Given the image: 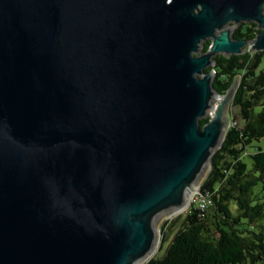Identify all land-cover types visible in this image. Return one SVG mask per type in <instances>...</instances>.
Segmentation results:
<instances>
[{
  "label": "water",
  "instance_id": "water-1",
  "mask_svg": "<svg viewBox=\"0 0 264 264\" xmlns=\"http://www.w3.org/2000/svg\"><path fill=\"white\" fill-rule=\"evenodd\" d=\"M246 48L264 0H0V264L147 259L230 126L206 70Z\"/></svg>",
  "mask_w": 264,
  "mask_h": 264
},
{
  "label": "trees",
  "instance_id": "trees-1",
  "mask_svg": "<svg viewBox=\"0 0 264 264\" xmlns=\"http://www.w3.org/2000/svg\"><path fill=\"white\" fill-rule=\"evenodd\" d=\"M240 30L235 40L252 41L260 32L255 23ZM213 62L206 72H214L217 94L224 96L235 81L238 86L230 126L199 187L210 203L201 209L192 202L164 254L146 264H264V51L246 48L240 56L217 55ZM208 121L201 119L200 128ZM174 222H165L162 230Z\"/></svg>",
  "mask_w": 264,
  "mask_h": 264
},
{
  "label": "rangeland",
  "instance_id": "rangeland-1",
  "mask_svg": "<svg viewBox=\"0 0 264 264\" xmlns=\"http://www.w3.org/2000/svg\"><path fill=\"white\" fill-rule=\"evenodd\" d=\"M245 24H248V23H241L239 25H236L233 29H232V32L235 31L236 29H238L239 26H242V25H245ZM234 23H229L226 28H229L231 26H233ZM264 64V62H263ZM231 98L229 99L227 105H226V116L228 118V115L230 114V112L232 111L231 109ZM219 105V101H217V99H215V97H212L211 99V107L212 108H215V106ZM212 111V109H210L208 111V115L207 117L209 118L210 117V112ZM233 114H235V111H233ZM229 120V119H228ZM264 141H262V146L264 147ZM210 164L207 165V168H206V171L199 183V186L197 187V193L194 195V197L192 198L190 204L193 202L194 199H196L198 196H199V187L201 185V183L203 182V180L205 179V177L207 176L209 170H210ZM189 204V206H190ZM189 206L186 208L185 211H183L182 213L180 214H173V215H170L168 216L167 218H165L160 226H159V229H158V241H157V247L155 249V252L154 254L149 258L147 259L143 264H146L151 258H155V257H161L163 254H164V251L168 245V243L170 242V240L172 239V237L174 236V234L176 233V231L178 230V228L180 227V223L182 221V218L184 217L185 213L187 212ZM175 222L172 224V226H170L169 228L165 229L164 231L162 230V226L165 222H172L174 221ZM165 240L164 243H162V241Z\"/></svg>",
  "mask_w": 264,
  "mask_h": 264
},
{
  "label": "flooded vegetation",
  "instance_id": "flooded-vegetation-1",
  "mask_svg": "<svg viewBox=\"0 0 264 264\" xmlns=\"http://www.w3.org/2000/svg\"><path fill=\"white\" fill-rule=\"evenodd\" d=\"M238 28H239V27H238ZM237 30H238V29H236L235 31L232 32V36H234L235 34L237 35V34H241V33H242L241 30H240L239 33L237 32ZM210 43H211L210 40H205V41L201 42V44H200L198 50H197L196 53H195V56H201V55H204V54L207 52V50H205V46H206L207 44L209 45Z\"/></svg>",
  "mask_w": 264,
  "mask_h": 264
},
{
  "label": "bare ground",
  "instance_id": "bare-ground-1",
  "mask_svg": "<svg viewBox=\"0 0 264 264\" xmlns=\"http://www.w3.org/2000/svg\"><path fill=\"white\" fill-rule=\"evenodd\" d=\"M231 32H232V30H231ZM230 34H231V33H230ZM212 112H213V111L210 112V115H211L212 117H214V114H213ZM197 191H198V190H197V188H196L195 192L191 193L190 196L188 197L187 205H186L183 209L177 211V212L174 213V214H180V213H182L183 211H185L186 208L189 206V204H190L192 198H193L194 195L197 193ZM172 215H173V214H172ZM156 247H157V245H156ZM156 247H155V249H156ZM155 249H154V251L152 252V254H151L147 259H149V258L154 254ZM147 259H145L141 264H143Z\"/></svg>",
  "mask_w": 264,
  "mask_h": 264
},
{
  "label": "built area",
  "instance_id": "built-area-1",
  "mask_svg": "<svg viewBox=\"0 0 264 264\" xmlns=\"http://www.w3.org/2000/svg\"><path fill=\"white\" fill-rule=\"evenodd\" d=\"M193 202H198L199 207L201 209H203L206 205H208L210 203L209 198L207 196L202 197V196H200V194L196 199L193 200Z\"/></svg>",
  "mask_w": 264,
  "mask_h": 264
}]
</instances>
